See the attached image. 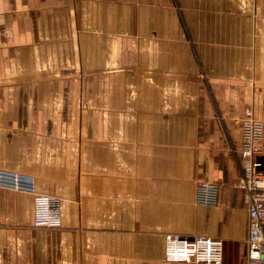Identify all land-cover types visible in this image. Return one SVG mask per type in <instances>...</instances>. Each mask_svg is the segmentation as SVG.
Wrapping results in <instances>:
<instances>
[{
    "label": "crops",
    "instance_id": "1",
    "mask_svg": "<svg viewBox=\"0 0 264 264\" xmlns=\"http://www.w3.org/2000/svg\"><path fill=\"white\" fill-rule=\"evenodd\" d=\"M247 112L264 121V0H0V171L61 201L38 228L0 187V264H175L168 235L247 264Z\"/></svg>",
    "mask_w": 264,
    "mask_h": 264
},
{
    "label": "built area",
    "instance_id": "2",
    "mask_svg": "<svg viewBox=\"0 0 264 264\" xmlns=\"http://www.w3.org/2000/svg\"><path fill=\"white\" fill-rule=\"evenodd\" d=\"M242 144L239 155L240 181L248 207L249 223L247 264H264V121L247 112L239 121ZM0 187L21 191L34 196L35 226L58 229L61 227V201L38 194L33 176L0 171ZM198 204L214 207L218 201V186L200 182L197 188ZM165 260L175 264H223L224 242L208 237L187 238L168 235Z\"/></svg>",
    "mask_w": 264,
    "mask_h": 264
},
{
    "label": "rangeland",
    "instance_id": "3",
    "mask_svg": "<svg viewBox=\"0 0 264 264\" xmlns=\"http://www.w3.org/2000/svg\"><path fill=\"white\" fill-rule=\"evenodd\" d=\"M258 9H255L253 13H251V15L253 14L254 16L257 15Z\"/></svg>",
    "mask_w": 264,
    "mask_h": 264
}]
</instances>
